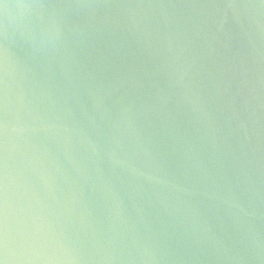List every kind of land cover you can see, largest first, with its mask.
Returning <instances> with one entry per match:
<instances>
[{
	"label": "water",
	"instance_id": "water-1",
	"mask_svg": "<svg viewBox=\"0 0 264 264\" xmlns=\"http://www.w3.org/2000/svg\"><path fill=\"white\" fill-rule=\"evenodd\" d=\"M3 264H264V0H0Z\"/></svg>",
	"mask_w": 264,
	"mask_h": 264
},
{
	"label": "snow or ice",
	"instance_id": "snow-or-ice-1",
	"mask_svg": "<svg viewBox=\"0 0 264 264\" xmlns=\"http://www.w3.org/2000/svg\"><path fill=\"white\" fill-rule=\"evenodd\" d=\"M0 264H3V261H0Z\"/></svg>",
	"mask_w": 264,
	"mask_h": 264
}]
</instances>
